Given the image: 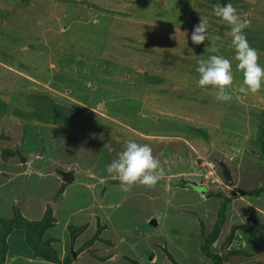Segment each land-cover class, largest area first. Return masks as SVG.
Segmentation results:
<instances>
[{
	"label": "rangeland",
	"instance_id": "374dc122",
	"mask_svg": "<svg viewBox=\"0 0 264 264\" xmlns=\"http://www.w3.org/2000/svg\"><path fill=\"white\" fill-rule=\"evenodd\" d=\"M231 1L0 0V218L21 211L39 222L52 209L68 254L67 226L87 224L77 250L99 233L112 241L110 254L121 255L101 262L88 252L76 264H213L202 245L221 193L233 199L211 249L223 264H264V196L236 197L264 187L257 146L264 87L239 91L230 26L213 14L214 5L231 3L250 22L244 31L264 66V0ZM200 18L209 40L194 45ZM254 24L263 26L260 35ZM212 55L232 61L227 102L198 85V63ZM40 96L74 111L70 125L27 119L31 98ZM128 140L149 144L164 165L154 190L122 192L107 174ZM73 170L76 180L61 197V173ZM24 237L22 229L11 233L10 253L18 256L10 264H49L28 260Z\"/></svg>",
	"mask_w": 264,
	"mask_h": 264
},
{
	"label": "clouds",
	"instance_id": "9594fccd",
	"mask_svg": "<svg viewBox=\"0 0 264 264\" xmlns=\"http://www.w3.org/2000/svg\"><path fill=\"white\" fill-rule=\"evenodd\" d=\"M213 14L230 26L229 36L234 49L236 69L243 75V82L239 91L244 94H259L264 87V66L259 63V52L248 43L245 29L249 21L242 19L241 14L231 4H216ZM191 42L202 45L209 40L208 21L200 18L191 33ZM213 52L217 49L213 48ZM196 72L199 74L198 85L202 89L212 88L216 91L218 101L231 100L230 91L234 85V71L232 61L222 55H212L207 60H200ZM109 152L115 150L106 144ZM107 174L119 180L122 192L128 193L136 186H143L147 190H154L159 181L166 176L162 162L153 155L151 146L133 140L124 143L123 150L116 153L115 158L106 168ZM70 172V171H69Z\"/></svg>",
	"mask_w": 264,
	"mask_h": 264
},
{
	"label": "trees",
	"instance_id": "16d2710c",
	"mask_svg": "<svg viewBox=\"0 0 264 264\" xmlns=\"http://www.w3.org/2000/svg\"><path fill=\"white\" fill-rule=\"evenodd\" d=\"M224 1V0H223ZM232 0L231 2H233ZM252 30H257L256 34L259 35L262 33L263 27L261 24H254L251 26ZM261 28V29H260ZM251 29V28H250ZM251 32V31H250ZM39 100V102H35ZM33 100L32 102H29L30 105H34V111L33 113H29L26 115L27 119L36 118L41 123H47V124H63V125H70V122L72 121V115L71 113H74V111L70 110L67 111L63 107H60L57 105L50 97L47 96H40V97H33L31 98ZM71 112V113H70ZM25 117V116H24ZM257 146L260 148L262 153L264 154V124L261 126L260 133H259V139L257 141ZM65 172V171H64ZM62 174V173H61ZM67 184L64 183L62 185L61 191L63 192L66 188ZM264 187L255 190V191H248V192H241L240 194H236V197H263L264 195ZM218 197H223V202L220 206V214L218 217V220L216 221L211 233L208 237H206L203 245H202V252L210 257L212 259L213 264H223L225 262V257L222 255H219L215 253L211 248L213 244L217 241L219 238L220 232L222 230V227L225 223L227 209L229 204L232 201V197H225L223 194L218 193ZM47 219L39 221V222H29L26 221L25 218L22 217V215L18 212L15 213L13 220L9 221L6 218H0V264H4L6 260V254L8 251V236L13 232L14 229H24L26 232V241L30 245V247L35 251L36 257H41L49 262L56 263V264H71L78 254L83 249L80 248L76 251H71L69 256H67L65 259L61 260L51 246L49 241H44V233L52 226V222L55 221L53 217V211L52 209L49 210ZM70 230H72V236H71V245L75 244L77 242V238L83 234L85 231L88 230V225L84 224L81 226H69ZM105 228V227H104ZM103 230V229H102ZM100 237L99 233L95 236V238L90 241L88 244H85V246H88L92 244L94 241L98 240ZM76 245V244H75ZM73 246V245H72Z\"/></svg>",
	"mask_w": 264,
	"mask_h": 264
},
{
	"label": "crops",
	"instance_id": "0c3cea01",
	"mask_svg": "<svg viewBox=\"0 0 264 264\" xmlns=\"http://www.w3.org/2000/svg\"><path fill=\"white\" fill-rule=\"evenodd\" d=\"M225 1H227V0H225ZM235 1H238L239 2V0H234L233 2H235ZM65 172H67V171H65ZM62 173H64V171L62 172ZM73 173H74V180H73V182L72 183H68V184H70V185H73V183L75 182V180H76V177H75V171L73 170ZM58 179H59V177H57ZM61 181V180H60ZM64 181V180H63ZM70 185L67 187L66 186V188L64 189V191L62 192V194H61V197H64L65 196V193H66V191L70 188ZM53 211V217H54V219H55V221L54 222H52V226H50L49 227V229L50 230H52L53 229V231H54V233L52 234V235H48V232L50 231L48 228H47V230L46 231H48V232H46L45 231V233H44V237H43V239H44V241H49L50 242V244H51V246L53 247V249L55 250V252H57V254H58V256H59V258L61 259V260H63V259H65L67 256H69V254L67 253V251H66V245H65V241H64V238H62V233H61V231H59L60 230V225H59V229H58V232L56 231V228H57V226H58V220L56 219V216H55V212H54V210H52ZM20 214L22 215V217L23 218H25V220L26 221H29V222H38V220H32V219H30V218H28V217H25V215L20 211ZM94 216H96V214L94 215ZM43 218V217H42ZM41 218V219H42ZM40 219V220H41ZM66 225L67 224H65V227H66ZM82 225H84V224H82ZM81 226V225H80ZM89 226H91V225H88V227ZM67 228L69 229V226H67ZM107 229V226H106V228L103 230V231H105ZM16 230H20V229H14L13 230V232L14 231H16ZM23 230V233H24V238H23V240H24V242H25V244H26V246L31 250V252H29L30 253V257L31 258H29L28 260H31V262L34 260V261H43V262H45V263H49V264H56V263H52V262H49V261H47V260H45V259H43V258H41V257H36V255H35V251L30 247V245L28 244V242L26 241L27 239H26V232H25V230L24 229H22ZM86 232V231H85ZM84 232V233H85ZM12 233V232H11ZM83 233V234H84ZM83 234H81L78 238H77V242L75 243V244H72L71 245V243H70V245L72 246V251H76L77 249H76V247L78 246V245H81L82 243H81V241H82V239H83ZM11 235V234H10ZM10 235L8 236V240H9V237H10ZM91 238V237H90ZM88 239V237H85L83 240L86 242V240ZM7 240V241H8ZM102 242H104L106 245H104V243H102ZM120 242L122 243V242H125V241H123L122 239L120 240ZM112 243V241H110L108 238H101V235H100V237H99V239L98 240H96V241H94L92 244H90V245H88V246H85L82 250H81V252L78 254V256H77V258L71 263V264H76L77 262H79L83 257H85V255L88 253V252H91L92 253V256L94 257L93 259L94 260H98V261H101V262H105V261H113V260H115V259H117L118 257L120 258L121 257V255L120 254H110L111 252L109 251V249L108 248H110L111 249V246H109L110 244ZM113 244V243H112ZM107 245L109 246V247H107ZM135 244L133 243L132 244V246H134ZM11 251H10V248H9V244H8V251H7V254H6V260H5V262H4V264H10L11 263V261H14L16 258H17V254L15 255V254H11L10 253ZM101 252V253H100ZM100 253V254H99ZM120 255V256H119ZM154 257H157L155 254L153 255V258ZM152 258V259H153ZM130 261H133V259H129ZM133 262H135L136 264H139V262H137V261H133Z\"/></svg>",
	"mask_w": 264,
	"mask_h": 264
},
{
	"label": "water",
	"instance_id": "95a60500",
	"mask_svg": "<svg viewBox=\"0 0 264 264\" xmlns=\"http://www.w3.org/2000/svg\"><path fill=\"white\" fill-rule=\"evenodd\" d=\"M221 166L223 168V173H224V176H225V178L227 180V183H228L229 186H231L234 183V180L232 178L231 172L229 171L228 167L223 162L221 163ZM62 175H63V180H64L65 183L68 184V183H72L73 182V180H74L73 171L64 172V173H62ZM151 224L156 226L157 225V221L156 220H152Z\"/></svg>",
	"mask_w": 264,
	"mask_h": 264
}]
</instances>
